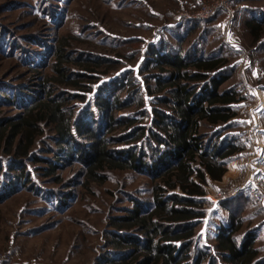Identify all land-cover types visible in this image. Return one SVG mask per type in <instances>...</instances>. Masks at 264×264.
Instances as JSON below:
<instances>
[{"label":"rangeland","instance_id":"rangeland-1","mask_svg":"<svg viewBox=\"0 0 264 264\" xmlns=\"http://www.w3.org/2000/svg\"><path fill=\"white\" fill-rule=\"evenodd\" d=\"M222 1L0 0V119L21 111L19 104L6 101H13L17 95L33 99L49 73L54 61L50 53L36 70L29 67L35 57L40 61L39 53L44 52L38 41L53 45L67 35L76 38L71 46L73 58L80 56V51L112 58L97 70L72 65L75 71L88 73L82 77L84 86L61 84L58 89L70 93L67 97L76 114L89 109L87 99L121 70L131 72L136 79L139 95L137 100H131L140 101L142 95L145 102L151 100L152 96L146 94V72H140L144 68L139 65L148 56L150 42L165 39L177 47L182 40L185 50H192L197 43L198 54L229 59L230 67L224 69L228 78L219 90L234 89L238 93L236 116L227 124L203 127L202 131L219 128L223 134H237L243 149L227 163L222 180H211L205 186L202 207L207 212L196 226L194 251L214 248L216 225L226 214L225 210L222 214L215 211L220 204L215 202L219 193L231 192L250 172L262 175L264 186V47L260 43L264 35L255 40L246 25L248 20L259 22L264 31V0H231L228 10L216 7ZM205 9L214 10L208 19L188 18ZM81 61L98 62L93 56ZM153 70L150 67L148 71ZM71 79L77 82L78 78ZM130 89L122 88L117 95L126 99ZM142 112L143 107L132 104L118 111L117 116H132L135 125L143 126L150 123V115ZM128 132L123 125L107 131L110 147L138 148L141 139L122 138ZM53 137L52 129L47 127L34 148L41 160L32 157L26 162L30 182L21 183L16 192L0 200V264H111V235L115 231L111 217L124 215L133 205L131 198L151 201L152 179L134 170H107L103 173L105 182L85 186L86 169L74 160L57 169V178L50 174L56 159ZM6 145H1L0 162L7 156ZM4 168L3 185L14 174H6L9 170ZM249 205L240 215L243 221L236 235L241 240L247 232H255L254 244L260 249L258 260L264 264V203Z\"/></svg>","mask_w":264,"mask_h":264},{"label":"trees","instance_id":"trees-1","mask_svg":"<svg viewBox=\"0 0 264 264\" xmlns=\"http://www.w3.org/2000/svg\"><path fill=\"white\" fill-rule=\"evenodd\" d=\"M246 25L255 40L264 35L262 23L248 20ZM75 40L64 35L53 45L38 41L44 52L39 53L40 61L35 57L30 62V69L36 70L48 53L54 57L39 92L33 99H26L29 101L17 95L13 101L5 102L19 104L21 111L0 119V148L4 142L9 145L6 153L2 147L7 156L0 162V186L4 166L9 170L6 174L14 172L2 186L0 200L16 192L21 183L30 182L26 162L32 157L41 160L34 148L49 127L56 145L51 175L56 176L58 168L74 160L86 169L85 186L105 182L103 173L107 170H134L152 179L151 201L131 198L133 205L124 215L111 217L110 224L115 228L111 235V264H262L258 260L260 249L254 244L255 232H247L241 240L236 235L242 226L240 215L249 204H255L247 193L220 202L216 208L218 214L225 210L227 215L224 213L216 225L214 248L193 250L196 226L207 212L202 207L205 186L211 180H222L227 163L243 149L237 134H223L219 128L212 133L202 131L203 127L227 124L236 116L238 93L234 89L219 90L228 78L224 69L230 67L229 59L198 54L197 43L192 50H185L182 40L177 47L165 39L150 42L148 56L139 61L144 68L140 72H146V94L152 96L146 101L149 106L144 95L140 101L131 100H137L139 95L136 79L131 72L121 70L87 99L89 109L76 114L67 97L70 93L58 89L61 84L84 86L82 77L88 73L83 75L72 65L96 69L112 58L85 51L73 58L71 46ZM260 43L264 47V40ZM91 56L97 58L96 64L81 61ZM150 67L154 70L149 73ZM72 76L78 78L77 82L71 81ZM126 87L131 88L127 90L130 98L121 99L117 91ZM132 104L143 107L142 114L150 115V123L135 125L132 116H117L118 111ZM122 125L129 131L122 138L142 140L138 148L110 147L106 132Z\"/></svg>","mask_w":264,"mask_h":264},{"label":"built area","instance_id":"built-area-1","mask_svg":"<svg viewBox=\"0 0 264 264\" xmlns=\"http://www.w3.org/2000/svg\"><path fill=\"white\" fill-rule=\"evenodd\" d=\"M231 0H223L216 7H222V9H227V4ZM217 9V8H216ZM214 13V10L205 9L204 11H200L196 16L190 15L188 18H196V19H208L210 15ZM263 176H256L253 172L249 173V176L244 177L241 181L235 184L231 192L219 193L216 201L217 204L220 202L238 198L241 194L247 193L249 197L258 205L264 203V186L262 183Z\"/></svg>","mask_w":264,"mask_h":264},{"label":"snow or ice","instance_id":"snow-or-ice-1","mask_svg":"<svg viewBox=\"0 0 264 264\" xmlns=\"http://www.w3.org/2000/svg\"><path fill=\"white\" fill-rule=\"evenodd\" d=\"M237 239H239V238H237Z\"/></svg>","mask_w":264,"mask_h":264}]
</instances>
